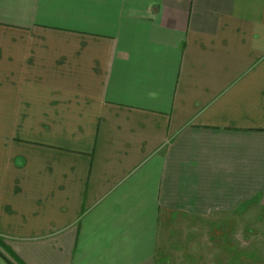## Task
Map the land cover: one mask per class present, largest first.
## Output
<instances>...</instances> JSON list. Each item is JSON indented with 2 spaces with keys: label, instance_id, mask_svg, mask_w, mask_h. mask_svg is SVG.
Segmentation results:
<instances>
[{
  "label": "crops",
  "instance_id": "0c3cea01",
  "mask_svg": "<svg viewBox=\"0 0 264 264\" xmlns=\"http://www.w3.org/2000/svg\"><path fill=\"white\" fill-rule=\"evenodd\" d=\"M261 203L264 0H0V237L23 264H205L196 221Z\"/></svg>",
  "mask_w": 264,
  "mask_h": 264
},
{
  "label": "rangeland",
  "instance_id": "374dc122",
  "mask_svg": "<svg viewBox=\"0 0 264 264\" xmlns=\"http://www.w3.org/2000/svg\"><path fill=\"white\" fill-rule=\"evenodd\" d=\"M255 210L256 208L251 211L254 212V215L258 211L257 216H260L259 219L254 218V216L250 217V214H248L250 212L248 211L243 214L242 219L225 220L224 218L213 217L209 220H197L196 227H200L204 232H207L208 229L212 230L210 236L213 238V243H211L209 251L207 249L203 250L199 247L203 239H198L195 246L196 252H194L196 258L201 257L206 260L205 264H224L225 262H231L234 259V253L237 252V256H242L241 258H243L242 264H264V203L260 204V208L257 211ZM230 221L236 226L233 232L236 230L237 234L223 236L222 230L227 231V228L231 226ZM1 241L6 245L2 238ZM214 242H219V245H214ZM1 251L7 255L3 248ZM0 257L7 264L1 255ZM6 257L16 263L9 254ZM196 264H200V260H196Z\"/></svg>",
  "mask_w": 264,
  "mask_h": 264
},
{
  "label": "trees",
  "instance_id": "16d2710c",
  "mask_svg": "<svg viewBox=\"0 0 264 264\" xmlns=\"http://www.w3.org/2000/svg\"><path fill=\"white\" fill-rule=\"evenodd\" d=\"M3 248V250H5L6 254L5 255L3 253V251H1ZM11 256L13 257V260H15L16 263H13L12 261H10L6 256ZM0 255L5 259V261L7 262V264H23L19 259L18 257L10 250V248H8L7 245H5L2 241H1V238H0Z\"/></svg>",
  "mask_w": 264,
  "mask_h": 264
}]
</instances>
